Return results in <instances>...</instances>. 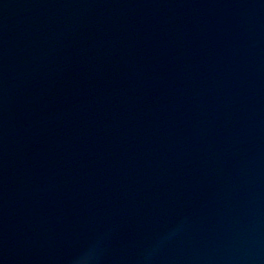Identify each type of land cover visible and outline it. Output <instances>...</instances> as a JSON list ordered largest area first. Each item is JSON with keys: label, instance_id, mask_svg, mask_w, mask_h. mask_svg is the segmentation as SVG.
I'll list each match as a JSON object with an SVG mask.
<instances>
[{"label": "water", "instance_id": "water-1", "mask_svg": "<svg viewBox=\"0 0 264 264\" xmlns=\"http://www.w3.org/2000/svg\"><path fill=\"white\" fill-rule=\"evenodd\" d=\"M0 264H264V0H0Z\"/></svg>", "mask_w": 264, "mask_h": 264}]
</instances>
